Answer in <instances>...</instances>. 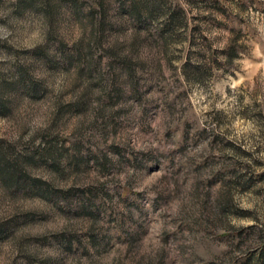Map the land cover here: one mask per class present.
Returning a JSON list of instances; mask_svg holds the SVG:
<instances>
[{"label": "rangeland", "instance_id": "obj_1", "mask_svg": "<svg viewBox=\"0 0 264 264\" xmlns=\"http://www.w3.org/2000/svg\"><path fill=\"white\" fill-rule=\"evenodd\" d=\"M262 245L264 0H0V264Z\"/></svg>", "mask_w": 264, "mask_h": 264}, {"label": "trees", "instance_id": "obj_2", "mask_svg": "<svg viewBox=\"0 0 264 264\" xmlns=\"http://www.w3.org/2000/svg\"><path fill=\"white\" fill-rule=\"evenodd\" d=\"M172 18H174V17L172 16ZM212 54H214V52H212ZM212 54L210 55V57H208L209 58V61L208 62H205L204 64H195L194 66H191V62H190V59H189V60H187V61L184 62V65H185L184 67L185 68L186 67L187 68L188 67H192L193 70H194V72L196 73V72H201L203 70H206L207 68H210L214 64L219 65L220 63L217 62V58L215 57V54L214 55H212ZM234 55H236V52H235L234 48L231 47L230 50H226L225 57L224 58L228 62V61H230V60L233 59V56ZM205 65H208V66H205ZM262 248L264 249V245H262Z\"/></svg>", "mask_w": 264, "mask_h": 264}]
</instances>
